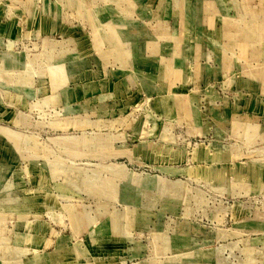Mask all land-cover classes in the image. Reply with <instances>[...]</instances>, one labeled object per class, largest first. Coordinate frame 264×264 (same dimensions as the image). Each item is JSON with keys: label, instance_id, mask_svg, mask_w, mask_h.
<instances>
[{"label": "rangeland", "instance_id": "1", "mask_svg": "<svg viewBox=\"0 0 264 264\" xmlns=\"http://www.w3.org/2000/svg\"><path fill=\"white\" fill-rule=\"evenodd\" d=\"M0 264H264V0H0Z\"/></svg>", "mask_w": 264, "mask_h": 264}]
</instances>
